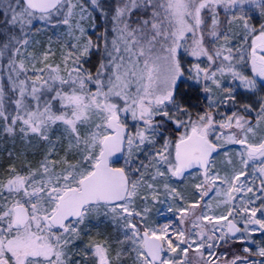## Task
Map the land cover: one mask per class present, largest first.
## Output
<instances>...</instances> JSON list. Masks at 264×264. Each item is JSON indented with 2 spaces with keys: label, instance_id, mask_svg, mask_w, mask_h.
<instances>
[{
  "label": "snow or ice",
  "instance_id": "6c2138e0",
  "mask_svg": "<svg viewBox=\"0 0 264 264\" xmlns=\"http://www.w3.org/2000/svg\"><path fill=\"white\" fill-rule=\"evenodd\" d=\"M0 264H264V0H0Z\"/></svg>",
  "mask_w": 264,
  "mask_h": 264
}]
</instances>
